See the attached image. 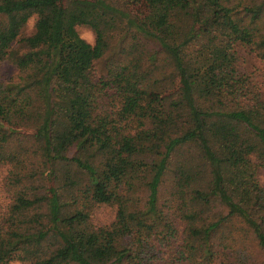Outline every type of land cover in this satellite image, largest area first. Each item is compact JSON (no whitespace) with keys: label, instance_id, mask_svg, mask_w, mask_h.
Instances as JSON below:
<instances>
[{"label":"trees","instance_id":"obj_1","mask_svg":"<svg viewBox=\"0 0 264 264\" xmlns=\"http://www.w3.org/2000/svg\"><path fill=\"white\" fill-rule=\"evenodd\" d=\"M5 61L0 264H264V0H0Z\"/></svg>","mask_w":264,"mask_h":264},{"label":"rangeland","instance_id":"obj_2","mask_svg":"<svg viewBox=\"0 0 264 264\" xmlns=\"http://www.w3.org/2000/svg\"><path fill=\"white\" fill-rule=\"evenodd\" d=\"M31 25V22L28 23V27ZM76 30L78 32V34L84 38L86 41H88L89 43H92L93 42V34L92 32L90 31V29H88L87 27L85 26H77L76 27ZM15 72V68L14 66L10 63V62H3L0 66V75L3 77V78H8L10 76H12ZM257 178H258V181L260 182V184H262L264 186V170H260L258 173H257ZM11 264H19L17 262H13Z\"/></svg>","mask_w":264,"mask_h":264}]
</instances>
